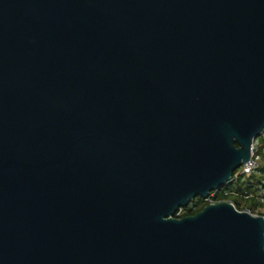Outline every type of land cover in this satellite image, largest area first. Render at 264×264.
Segmentation results:
<instances>
[{
    "label": "water",
    "instance_id": "95a60500",
    "mask_svg": "<svg viewBox=\"0 0 264 264\" xmlns=\"http://www.w3.org/2000/svg\"><path fill=\"white\" fill-rule=\"evenodd\" d=\"M264 133V0H0V264H264V216L176 213Z\"/></svg>",
    "mask_w": 264,
    "mask_h": 264
},
{
    "label": "trees",
    "instance_id": "16d2710c",
    "mask_svg": "<svg viewBox=\"0 0 264 264\" xmlns=\"http://www.w3.org/2000/svg\"><path fill=\"white\" fill-rule=\"evenodd\" d=\"M264 167H261L255 174H253L246 181L230 182L226 186L228 188L227 193L221 194V190L216 192V200L226 201L234 203L235 207L240 211L261 209V215L264 216ZM214 193V192H212ZM206 200L202 198H196L187 207L179 210L185 211V214L179 216V218L185 216L195 215L202 211L206 206Z\"/></svg>",
    "mask_w": 264,
    "mask_h": 264
},
{
    "label": "built area",
    "instance_id": "2783aa9c",
    "mask_svg": "<svg viewBox=\"0 0 264 264\" xmlns=\"http://www.w3.org/2000/svg\"><path fill=\"white\" fill-rule=\"evenodd\" d=\"M264 162V156L261 157V155L257 154V145L254 142L252 146V155L250 160L243 164L233 175L232 181L237 182V181H246L248 178H250L253 174H255L261 167H264L263 162ZM231 181V182H232ZM263 184H264V179H263ZM216 192L211 193L210 196L206 199L208 205L212 204H218L221 202H226V201H218L216 200ZM232 203V202H231ZM234 205V203H232ZM235 206V205H234ZM246 212L255 215V216H263L259 215L256 213H253L250 210H246Z\"/></svg>",
    "mask_w": 264,
    "mask_h": 264
},
{
    "label": "rangeland",
    "instance_id": "374dc122",
    "mask_svg": "<svg viewBox=\"0 0 264 264\" xmlns=\"http://www.w3.org/2000/svg\"><path fill=\"white\" fill-rule=\"evenodd\" d=\"M255 143L257 145V154H259V155H261V157H263L264 156V133L255 139ZM263 165H264V162H263ZM220 190H221V194L223 195L224 193H227L228 188H227V186H224ZM205 203H207V200H206ZM253 211H254V213L259 214V215L262 213V210L261 209H255ZM183 214H185V211L184 210L181 211V212L178 211L176 213V216L175 217L176 218H179V216H181Z\"/></svg>",
    "mask_w": 264,
    "mask_h": 264
}]
</instances>
